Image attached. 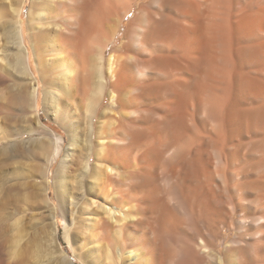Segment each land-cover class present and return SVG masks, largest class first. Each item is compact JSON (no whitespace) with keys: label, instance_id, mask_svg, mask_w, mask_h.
<instances>
[{"label":"bare ground","instance_id":"bare-ground-1","mask_svg":"<svg viewBox=\"0 0 264 264\" xmlns=\"http://www.w3.org/2000/svg\"><path fill=\"white\" fill-rule=\"evenodd\" d=\"M16 6L0 67L94 137L80 236L108 264H264V0H30L28 25Z\"/></svg>","mask_w":264,"mask_h":264},{"label":"rangeland","instance_id":"rangeland-1","mask_svg":"<svg viewBox=\"0 0 264 264\" xmlns=\"http://www.w3.org/2000/svg\"><path fill=\"white\" fill-rule=\"evenodd\" d=\"M18 2L20 0H0V56L2 52L17 51L8 42V35L17 18L12 6L17 7ZM29 4L30 0H25L22 11L27 25ZM29 48L34 57L31 45ZM39 52L45 62L50 58L43 51ZM33 57L31 70L35 71ZM50 69L47 66L44 72L53 77L54 71ZM27 77L17 76L11 68L0 67V264H64L65 260L70 264H108L106 246L96 247L99 238L80 236L81 224H91L88 214H83L88 205L86 200L98 199L105 191L102 189V193L93 180V183L90 181L92 169L84 172L81 165L80 156L94 137L90 140L79 125L74 142L63 123L67 124L73 116L72 119L81 120V109L75 106L61 111L58 119L54 109L47 107L41 82L36 106L35 97L30 94L29 79L33 80L32 84L35 81L33 76ZM108 103L100 108L101 113ZM53 133L64 136L65 147L52 163L55 146L50 134ZM89 209L93 210L91 214L97 211L96 205L90 206L87 212ZM66 227L72 246L65 235ZM232 237L233 233L227 230L219 241L225 240L227 245Z\"/></svg>","mask_w":264,"mask_h":264}]
</instances>
